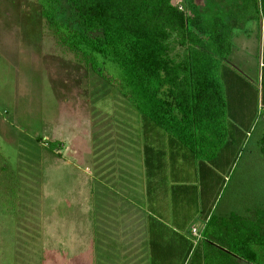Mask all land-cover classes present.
I'll list each match as a JSON object with an SVG mask.
<instances>
[{"label": "rangeland", "instance_id": "rangeland-1", "mask_svg": "<svg viewBox=\"0 0 264 264\" xmlns=\"http://www.w3.org/2000/svg\"><path fill=\"white\" fill-rule=\"evenodd\" d=\"M250 1L172 4L191 16L192 3L206 18L235 25ZM58 19H74L66 2ZM170 55H183L175 36ZM226 113L223 139L215 136L213 146L172 143L115 83L60 44L36 0H0V264H204L191 228L200 233L208 215L264 203V112L252 103ZM110 133L121 182H133L134 158L139 206L157 213L151 246L128 248L126 242L147 235L133 237L105 218L100 174L91 166L100 168L102 139Z\"/></svg>", "mask_w": 264, "mask_h": 264}, {"label": "trees", "instance_id": "trees-1", "mask_svg": "<svg viewBox=\"0 0 264 264\" xmlns=\"http://www.w3.org/2000/svg\"><path fill=\"white\" fill-rule=\"evenodd\" d=\"M36 2L60 44L115 83L169 141L194 150L206 142L213 146L215 136L223 139L228 104L222 76L232 52V22L206 18L192 3L193 15H187L172 0ZM63 2L73 20L58 19ZM243 5L237 22L264 19V0ZM172 36L183 47L179 60L170 55ZM259 145L264 153V136ZM199 234L204 264H264V203L208 215Z\"/></svg>", "mask_w": 264, "mask_h": 264}, {"label": "crops", "instance_id": "crops-1", "mask_svg": "<svg viewBox=\"0 0 264 264\" xmlns=\"http://www.w3.org/2000/svg\"><path fill=\"white\" fill-rule=\"evenodd\" d=\"M231 41L232 52L224 64L222 76L225 83L227 108L241 110L252 106L253 103L255 108H260L264 112V19L250 18L244 22H237L235 25L232 23ZM111 135V133L107 134L102 139L106 141L102 143L100 151L102 152L100 168L91 166V170L100 174L101 194L104 197L101 203L107 206L104 210L108 212L105 218L111 221L110 224L116 220V225L123 226L133 234V237L139 232L147 235L146 240L126 242L125 245L130 246L128 248H141L140 246L135 247L133 243L143 245L145 241L151 246L152 241L148 234L151 233L150 228L154 222L150 218L157 213L142 212L141 205L139 206L137 199L143 195L135 186L139 184L141 175H139V166L134 158L130 159L131 163H134L130 167L133 182L129 181L128 184L121 182V175L124 173L122 167L112 161V154L116 151L112 150L113 147L109 141ZM142 153L144 166L148 158L145 157L144 146ZM89 178L93 179L92 174ZM146 186L147 182L145 189ZM114 205L118 209L121 207L122 211L115 210L114 212L112 210ZM129 238V236L126 237V239Z\"/></svg>", "mask_w": 264, "mask_h": 264}, {"label": "built area", "instance_id": "built-area-1", "mask_svg": "<svg viewBox=\"0 0 264 264\" xmlns=\"http://www.w3.org/2000/svg\"><path fill=\"white\" fill-rule=\"evenodd\" d=\"M191 233L192 235L199 237V232L195 226L192 227Z\"/></svg>", "mask_w": 264, "mask_h": 264}]
</instances>
